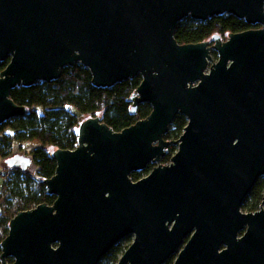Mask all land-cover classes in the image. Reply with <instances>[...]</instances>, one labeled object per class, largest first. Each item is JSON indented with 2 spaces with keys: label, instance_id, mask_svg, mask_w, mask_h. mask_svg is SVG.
<instances>
[{
  "label": "water",
  "instance_id": "water-1",
  "mask_svg": "<svg viewBox=\"0 0 264 264\" xmlns=\"http://www.w3.org/2000/svg\"><path fill=\"white\" fill-rule=\"evenodd\" d=\"M225 15L260 28L177 42L185 19ZM8 60L0 125L27 113L13 90L76 64L97 88L140 76L132 112H152L120 132L99 116L81 123L78 147L53 152L44 183L55 202L11 220L1 264H100L132 236L117 264H264V196L259 211H242L264 177V0H0V64ZM180 114L188 124L168 141ZM5 164L27 171L33 160Z\"/></svg>",
  "mask_w": 264,
  "mask_h": 264
},
{
  "label": "trees",
  "instance_id": "trees-1",
  "mask_svg": "<svg viewBox=\"0 0 264 264\" xmlns=\"http://www.w3.org/2000/svg\"><path fill=\"white\" fill-rule=\"evenodd\" d=\"M249 30V26L233 16L215 17L201 23L187 18L175 32L181 45L211 41L214 35L227 39L232 33ZM212 56L218 58L215 51ZM9 60L0 64V73L7 67ZM142 82L140 76L117 84L112 88H97L92 83L91 72L81 64L67 67L60 79L51 83L39 82L31 87H18L11 92V99L19 106L27 108V113L0 125V159L15 154V143L36 141L40 147L33 149L35 171L29 169H9L10 178L0 187V264L2 242L9 234L11 220L22 211L31 210L38 205H53L55 196L48 193L45 180L56 173L57 162L53 152L75 150L78 147L79 127L92 117H101L102 122L116 132L148 118L152 112L149 104L140 105L132 112L131 97ZM187 118L178 115L166 134L168 141L179 140L187 126ZM177 150V147L171 151ZM171 151L163 160L170 162ZM153 169L133 173L131 178L138 181ZM5 172V171H4ZM264 196V177L257 183L242 206L246 212H257ZM123 248L121 245L111 250L100 264H117ZM165 264H173V260Z\"/></svg>",
  "mask_w": 264,
  "mask_h": 264
},
{
  "label": "rangeland",
  "instance_id": "rangeland-1",
  "mask_svg": "<svg viewBox=\"0 0 264 264\" xmlns=\"http://www.w3.org/2000/svg\"><path fill=\"white\" fill-rule=\"evenodd\" d=\"M214 58V60L215 61H217V59L218 58H215V57H213ZM176 142H177V140H176ZM15 148H14V152H15V154H23V155H26V156H29V157H31L32 158V156H31V154H30V152L33 150V149H35V148H37V147H40V144L38 143V142H36V141H28V142H24V143H21V144H19V143H15V146H14ZM175 147H177V150H175V151H171V149H173V148H175ZM170 151H171V157H170V162H168V163H164L163 162V160L166 158V157H164V158H162V160H161V164L162 165H169L170 163H171V158L176 154V152L178 151V144H172L171 145V147L168 149V154H170ZM168 156V155H167ZM6 168H7V166H6V164H5V159H0V176L4 173V171H7L6 170ZM29 171H31V172H34L35 171V167H34V165H32L30 168H29ZM147 176V175H146ZM145 177V176H144ZM262 205V204H261ZM242 211L243 212H245V213H248V212H246L245 210H243L242 209ZM134 242V237H129L128 239H126V240H124L123 242H122V247L123 248H128L129 246H131V244ZM175 257V256H174ZM174 259L175 258H172L171 260H173L174 261ZM11 259H9V261H10Z\"/></svg>",
  "mask_w": 264,
  "mask_h": 264
},
{
  "label": "flooded vegetation",
  "instance_id": "flooded-vegetation-1",
  "mask_svg": "<svg viewBox=\"0 0 264 264\" xmlns=\"http://www.w3.org/2000/svg\"><path fill=\"white\" fill-rule=\"evenodd\" d=\"M234 18H235V17H234ZM236 19H237V18H236ZM239 20H240V19H239ZM243 21H244V20H243ZM244 22H245V21H244ZM245 23H246V22H245ZM246 24L249 26V30H251V29H259V28H260L259 25L252 26V25H249L248 23H246ZM246 31H248V30H246ZM151 165H153V164H151ZM155 166H156V165H153V168H154ZM151 171H152V170H151ZM151 171H150V172H151ZM150 172H149V173H150ZM132 237H134V236H132ZM126 239H128V238H126ZM126 239H124V240H126ZM134 239H135V237H134ZM124 240H123V241H124ZM123 241H122V242H123ZM122 242H120V243H119L118 245H116L115 247H117V246H119V245L122 246ZM115 247H114V248H115ZM129 247H130V246H129ZM129 247H128V248H129ZM114 248H113V249H114ZM122 248H123V247H122ZM128 248H126V249L123 248V253L121 254L120 258L123 256V254L126 252V250H127ZM110 252H111V251H110ZM110 252H109V253H110ZM109 253H108V254H109ZM106 256H107V255H106ZM175 257H176V256H175ZM175 257L173 256L172 258H175ZM104 258H105V257H104ZM104 258H103V259H104ZM120 258H119V260H120ZM172 258H171V259H172ZM103 259H102V260H103ZM171 259H170V260H171ZM170 260H168V261H170ZM174 260H175V259H174ZM168 261H167V262H168ZM9 262L12 263V262H13V259H11ZM101 262H102V261H101ZM101 262H100V263H101ZM118 262H119V261H118ZM173 263H174V261H173Z\"/></svg>",
  "mask_w": 264,
  "mask_h": 264
},
{
  "label": "built area",
  "instance_id": "built-area-1",
  "mask_svg": "<svg viewBox=\"0 0 264 264\" xmlns=\"http://www.w3.org/2000/svg\"><path fill=\"white\" fill-rule=\"evenodd\" d=\"M10 178V171H5L1 176H0V187L1 185Z\"/></svg>",
  "mask_w": 264,
  "mask_h": 264
}]
</instances>
